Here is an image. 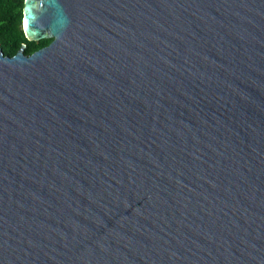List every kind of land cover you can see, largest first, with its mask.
<instances>
[{
    "label": "water",
    "instance_id": "obj_1",
    "mask_svg": "<svg viewBox=\"0 0 264 264\" xmlns=\"http://www.w3.org/2000/svg\"><path fill=\"white\" fill-rule=\"evenodd\" d=\"M0 48V264H264V0H23Z\"/></svg>",
    "mask_w": 264,
    "mask_h": 264
},
{
    "label": "trees",
    "instance_id": "obj_2",
    "mask_svg": "<svg viewBox=\"0 0 264 264\" xmlns=\"http://www.w3.org/2000/svg\"><path fill=\"white\" fill-rule=\"evenodd\" d=\"M22 7L23 0H0V48L4 56H14L21 49V44L27 46L25 55L50 45V41L36 44L25 40L21 27Z\"/></svg>",
    "mask_w": 264,
    "mask_h": 264
},
{
    "label": "flooded vegetation",
    "instance_id": "obj_3",
    "mask_svg": "<svg viewBox=\"0 0 264 264\" xmlns=\"http://www.w3.org/2000/svg\"><path fill=\"white\" fill-rule=\"evenodd\" d=\"M50 43H51V41H50ZM36 44H38V43H36ZM48 46V45H47ZM47 46H45V47H47ZM45 47H43V48H45ZM42 49V48H41ZM40 50V49H39ZM38 51V50H37ZM35 53V52H34Z\"/></svg>",
    "mask_w": 264,
    "mask_h": 264
}]
</instances>
